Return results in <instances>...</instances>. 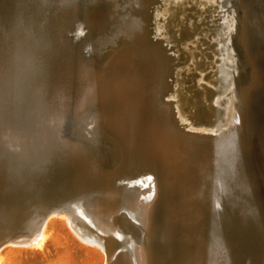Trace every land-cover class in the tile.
<instances>
[{"label": "bare ground", "instance_id": "bare-ground-1", "mask_svg": "<svg viewBox=\"0 0 264 264\" xmlns=\"http://www.w3.org/2000/svg\"><path fill=\"white\" fill-rule=\"evenodd\" d=\"M157 1L0 0V176L13 169L0 199L14 211L0 250L41 245L52 216L76 217L65 204L92 187V172L110 188L152 163L144 215L120 212L145 233L113 264H264V0H234L255 73L221 152L169 117L167 59L146 34ZM95 105L104 110L92 123ZM21 193L31 198L9 233ZM115 223L103 231L127 232Z\"/></svg>", "mask_w": 264, "mask_h": 264}, {"label": "rangeland", "instance_id": "rangeland-1", "mask_svg": "<svg viewBox=\"0 0 264 264\" xmlns=\"http://www.w3.org/2000/svg\"><path fill=\"white\" fill-rule=\"evenodd\" d=\"M240 11L234 0H222L221 4L217 0H158L146 31L167 59L166 98L172 102L169 117L200 145L215 152L226 148L231 124L239 120L242 92L255 73V63L244 47ZM83 23L77 20L74 39L85 32ZM123 34L121 37L130 36ZM103 110L95 105L87 121H101ZM12 174L13 169L5 166L0 193L8 189L1 181ZM156 174L157 167L150 163L105 188L102 175L92 172L88 177L92 187L72 204H65L76 217L52 216L42 246L9 244L0 250V264H113L123 248L133 249L145 233L138 229L143 228L140 221L134 223L127 212H120L124 208L137 217L144 215L157 192ZM21 196L9 233L18 229L31 198ZM13 212L0 199V228L11 221ZM117 218L123 220L127 232L107 235L104 228L114 226ZM85 237L105 243L92 244ZM137 264H142L141 259Z\"/></svg>", "mask_w": 264, "mask_h": 264}, {"label": "water", "instance_id": "water-1", "mask_svg": "<svg viewBox=\"0 0 264 264\" xmlns=\"http://www.w3.org/2000/svg\"><path fill=\"white\" fill-rule=\"evenodd\" d=\"M217 1H218L219 4H221V1H222V0H217ZM233 8H234V10H236L235 7H233ZM248 69H249V68H248Z\"/></svg>", "mask_w": 264, "mask_h": 264}]
</instances>
